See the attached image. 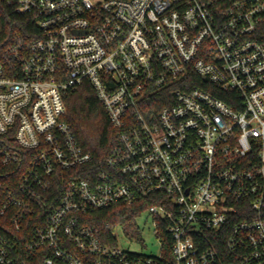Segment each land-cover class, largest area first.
I'll use <instances>...</instances> for the list:
<instances>
[{"label":"built area","instance_id":"2783aa9c","mask_svg":"<svg viewBox=\"0 0 264 264\" xmlns=\"http://www.w3.org/2000/svg\"><path fill=\"white\" fill-rule=\"evenodd\" d=\"M0 15L33 23L0 24V264H264V0H0ZM86 82L116 132L99 168L65 120ZM119 204L151 220L157 255L94 223Z\"/></svg>","mask_w":264,"mask_h":264},{"label":"trees","instance_id":"16d2710c","mask_svg":"<svg viewBox=\"0 0 264 264\" xmlns=\"http://www.w3.org/2000/svg\"><path fill=\"white\" fill-rule=\"evenodd\" d=\"M0 24L3 28L11 30L15 27L18 31L33 27V23L13 15L9 19L0 15ZM95 93L87 82L77 90L67 92L64 96L67 108L65 120L73 128L81 146L93 155L92 165L99 168L114 145L116 132ZM141 211L142 208L138 206L119 204L95 213L91 217L99 227L109 222L111 225L127 228L133 225ZM165 252L169 254V248L165 249Z\"/></svg>","mask_w":264,"mask_h":264},{"label":"rangeland","instance_id":"374dc122","mask_svg":"<svg viewBox=\"0 0 264 264\" xmlns=\"http://www.w3.org/2000/svg\"><path fill=\"white\" fill-rule=\"evenodd\" d=\"M146 222V225L144 223ZM129 235L119 231V246L125 250L147 255H157L160 251V241L155 235V228L149 218L143 217L126 228Z\"/></svg>","mask_w":264,"mask_h":264}]
</instances>
